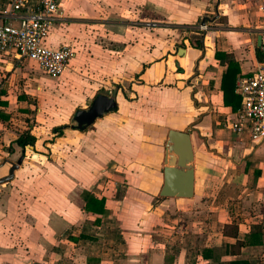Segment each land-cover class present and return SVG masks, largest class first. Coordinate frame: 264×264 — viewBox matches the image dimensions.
I'll list each match as a JSON object with an SVG mask.
<instances>
[{
	"label": "crops",
	"instance_id": "obj_1",
	"mask_svg": "<svg viewBox=\"0 0 264 264\" xmlns=\"http://www.w3.org/2000/svg\"><path fill=\"white\" fill-rule=\"evenodd\" d=\"M262 3L60 0L47 45H78L96 27L110 29L127 44L107 49L92 43L87 70L93 81H106V76L105 84L128 85L130 92L118 89L117 109L85 129L65 125L63 136L40 139L27 126L36 111L28 88L13 81L20 69L7 62L10 85L0 82V178L21 156L23 162L11 180L0 184V264H264V143L229 128L238 110L224 103L227 66L215 58L216 51L232 54L240 67L237 79L264 69V59L257 56L264 52ZM211 12L212 20L207 18ZM220 17L225 23L212 41L209 34L200 45L191 40L204 18L210 23ZM147 25L183 29L184 44H176L180 35L166 51L148 49L141 35ZM70 49L68 67L75 63L81 71L82 59ZM34 78L39 82L37 74ZM35 90L40 92L41 85ZM10 122H20V129ZM171 129L191 135L192 198L159 195ZM25 131L37 137L36 149L15 143ZM4 143L9 151L2 152ZM58 143L65 161L59 166L35 162L44 173L23 177L32 151L34 159H45L37 152L50 147L55 155ZM122 182L125 188L119 191ZM85 190L105 197L104 215L84 210Z\"/></svg>",
	"mask_w": 264,
	"mask_h": 264
},
{
	"label": "rangeland",
	"instance_id": "obj_2",
	"mask_svg": "<svg viewBox=\"0 0 264 264\" xmlns=\"http://www.w3.org/2000/svg\"><path fill=\"white\" fill-rule=\"evenodd\" d=\"M207 15V18L210 17L211 20L215 16L213 12ZM102 17H105L104 14H102ZM224 23L225 20L223 17L217 18V20H215L214 22L210 21V23L205 24L208 27L207 31L201 30L202 24H198L197 27L194 28V32L198 34L192 35L191 40L197 43V40L205 39L206 35L209 34L208 36H210L211 38H208L212 41V38L214 36H218V33H220L222 28L221 25ZM144 29L145 30L141 32V35L146 38L145 42H147V48L150 50L161 47L164 51H166L168 46L172 45V43L177 42V39L180 35L181 37L178 39L179 42H177L176 44L181 45L183 43V29L176 27L151 29L148 25L145 26ZM114 37L116 36H114L113 32L110 29L104 28L103 30H101V28L96 27V32L90 33L88 41H86L85 43H80L78 45H69L68 47H73L77 56H80L79 59H82L80 60L79 64L81 71H77L75 68L76 65L75 63H73V66H69L61 77L47 75L38 67L36 63L26 61L19 56L15 57L12 55H8L0 58L4 61L1 64L3 67L1 68L3 70L0 75L1 84H5L8 86L10 85L11 73H7V71H9L7 62L12 60V66L14 68L20 69L14 76L13 81L20 88L24 86L28 88V91L30 93L29 96L31 98L29 102L33 105L36 111L32 112L33 118H31V120H33V122H28L27 126L35 131L34 134L38 138L41 139L48 136L54 139V128L62 127L65 125H68V127L76 126L77 123L73 119L75 112L79 109H88L96 95L103 94L109 96L116 88L120 89L122 92H130L128 85H126L125 87L123 85L116 86V83L112 81V84L110 85L105 84L108 83L106 76V81L99 83H97V81H93L90 72H88L89 70H87V67H90V58L93 51L92 43L100 45L107 49H111L113 45L115 46V43L119 44L120 46L121 44H127V41H124L122 38ZM136 38L139 37L136 36ZM87 62L89 63L86 64ZM36 74L39 82L34 78ZM38 85H41L42 87V90L40 92L38 90H35ZM19 109L20 111L22 110V108ZM17 123L18 124L11 123V126L16 128L18 131V129H20V122ZM10 147L11 146H9L7 143H4L2 152H5L7 150L9 151V149H11ZM54 151L55 155L53 152H51L50 147H46L41 151V153L37 152L38 154L48 156L45 159H43V157L34 159L33 156L35 151H32L33 153L30 154L27 161V166L30 168V170H27L26 173L24 172L23 177L31 178L32 176H37L38 173H40L41 175L44 173L40 168L41 166H36L35 162L39 164L40 162L48 161L59 166L61 162L65 161V158L61 156V153H63V155L65 156L66 152L62 151L59 143L54 148ZM72 160L75 161V158L73 156ZM57 175L58 171L53 172V177H56ZM118 188L119 191H122L125 188L123 182L122 184H119Z\"/></svg>",
	"mask_w": 264,
	"mask_h": 264
},
{
	"label": "built area",
	"instance_id": "obj_3",
	"mask_svg": "<svg viewBox=\"0 0 264 264\" xmlns=\"http://www.w3.org/2000/svg\"><path fill=\"white\" fill-rule=\"evenodd\" d=\"M60 0H10L0 4V55L15 54L35 62L47 75L62 76L73 53L67 45H47L54 18L60 13ZM264 23V3L259 5ZM206 25L201 30L207 31ZM264 51V44H263ZM235 91L241 107L228 120L237 133L248 132L255 143H264V69L251 77H239Z\"/></svg>",
	"mask_w": 264,
	"mask_h": 264
},
{
	"label": "water",
	"instance_id": "obj_4",
	"mask_svg": "<svg viewBox=\"0 0 264 264\" xmlns=\"http://www.w3.org/2000/svg\"><path fill=\"white\" fill-rule=\"evenodd\" d=\"M206 20V18L202 20V25L206 24ZM181 51L183 52L184 49ZM117 93L118 88L114 89L109 96L98 94L88 109L77 110L73 117L77 123L75 128L83 130L94 124L104 114L115 111ZM22 162L23 156L12 165L8 176L0 178V184L11 180ZM163 176L160 197L192 198L194 196V149L188 131L169 130L165 144Z\"/></svg>",
	"mask_w": 264,
	"mask_h": 264
},
{
	"label": "trees",
	"instance_id": "obj_5",
	"mask_svg": "<svg viewBox=\"0 0 264 264\" xmlns=\"http://www.w3.org/2000/svg\"><path fill=\"white\" fill-rule=\"evenodd\" d=\"M198 45H200V40L196 41ZM257 56L259 60L264 59V52L257 51ZM215 58L220 62L221 65H226L227 69L224 72L223 80H222V91L224 93V103L226 106H231L233 111L238 110L240 104L242 102L241 97L235 94V87L237 81V75L240 73V67L238 62L235 60L234 56L227 52L216 51ZM2 116V114H0ZM64 132L62 127H56L54 129V137L63 136ZM50 142H53L51 140ZM15 143L25 149L30 146L36 149L38 139L35 135L31 133V131H25L19 135V137L15 140ZM13 152V151H12ZM82 198L85 202L84 210L87 213L94 214L96 216H102L106 213V199L105 197H97L91 191L85 190L82 193ZM100 218H96V223H99ZM248 242V241H247ZM233 264H240L235 262ZM242 264H248L247 262Z\"/></svg>",
	"mask_w": 264,
	"mask_h": 264
}]
</instances>
